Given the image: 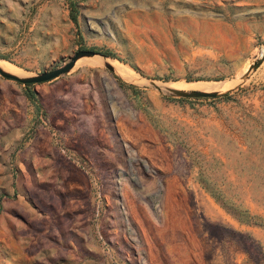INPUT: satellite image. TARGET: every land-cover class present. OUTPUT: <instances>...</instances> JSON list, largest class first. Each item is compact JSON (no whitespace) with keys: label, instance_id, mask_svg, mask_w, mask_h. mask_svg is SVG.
Here are the masks:
<instances>
[{"label":"rangeland","instance_id":"rangeland-1","mask_svg":"<svg viewBox=\"0 0 264 264\" xmlns=\"http://www.w3.org/2000/svg\"><path fill=\"white\" fill-rule=\"evenodd\" d=\"M81 50L0 74V264H264V0H0L5 71Z\"/></svg>","mask_w":264,"mask_h":264},{"label":"water","instance_id":"water-1","mask_svg":"<svg viewBox=\"0 0 264 264\" xmlns=\"http://www.w3.org/2000/svg\"><path fill=\"white\" fill-rule=\"evenodd\" d=\"M97 55L99 54L95 51L81 50L77 52L73 57H71L70 61L64 66L59 67L55 70L46 71V72H43L42 74L31 76V77L17 76L15 74L5 71L1 66H0V74L1 76H3L4 78L8 80L19 82L25 86L40 85V84L54 81L65 75H68L76 67L77 62L81 60L82 58L95 57ZM103 57L107 59V57L105 56ZM263 61H264V58L262 60L257 61L253 66H251V68L249 69V72L256 71L261 66ZM107 67L110 70L114 71V68L111 65H108ZM179 94L185 98H195V99L216 98L218 96L217 93H208V92H203V91H192L188 93L180 92Z\"/></svg>","mask_w":264,"mask_h":264},{"label":"bare ground","instance_id":"bare-ground-1","mask_svg":"<svg viewBox=\"0 0 264 264\" xmlns=\"http://www.w3.org/2000/svg\"><path fill=\"white\" fill-rule=\"evenodd\" d=\"M97 62H102L103 63V60L101 59V58H99V57H95V58H89V59H86V57L84 58V59H81L78 63H77V65L79 66V65H87V64H93V63H97ZM8 63V62H7ZM106 64H107V62H106ZM115 68H114V70H115V72L117 73V74H119L124 80H126L124 77H127V78H129V80H132L133 79V75L135 74L134 73V71L133 70H131L130 68H128V67H126V66H124V65H122V64H120V63H117V62H115V63H111ZM111 64H109V65H111ZM76 65V66H77ZM97 65V64H96ZM95 65V66H96ZM0 66L3 68V69H5V70H8V71H10V69H11V67H10V69H9V66H10V64L7 66V64H6V62H4V61H1L0 60ZM13 70V68L11 69V71ZM17 71L15 70V72L14 73H16ZM136 75V74H135ZM124 76V77H123ZM20 77H25V76H20ZM184 86V85H183ZM171 87V86H170ZM175 88L177 87V86H174ZM185 88L186 87H189V86H184ZM190 87H193V88H199V89H202V90H204V91H211V90H217L218 89V86L216 87V85H211V84H195V85H191ZM189 87V88H190ZM227 88H229V83H221V91L222 90H224V89H227ZM177 89H179L178 87H177Z\"/></svg>","mask_w":264,"mask_h":264},{"label":"trees","instance_id":"trees-1","mask_svg":"<svg viewBox=\"0 0 264 264\" xmlns=\"http://www.w3.org/2000/svg\"><path fill=\"white\" fill-rule=\"evenodd\" d=\"M71 9H72L71 10V19L76 25H78L79 21H78L77 7L72 4ZM101 55L106 56V57H112V55L110 53H102ZM32 86L33 85L27 86V88H28L27 97L29 98V100H31L32 103H35V105H37L38 104V93L36 91L30 90V88Z\"/></svg>","mask_w":264,"mask_h":264},{"label":"crops","instance_id":"crops-1","mask_svg":"<svg viewBox=\"0 0 264 264\" xmlns=\"http://www.w3.org/2000/svg\"><path fill=\"white\" fill-rule=\"evenodd\" d=\"M48 101H50V100H48ZM81 140H86V139H83V138L81 137Z\"/></svg>","mask_w":264,"mask_h":264}]
</instances>
